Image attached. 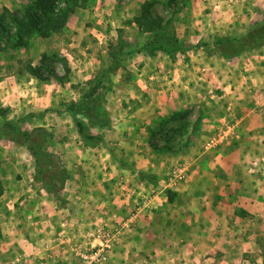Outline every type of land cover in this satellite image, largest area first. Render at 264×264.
<instances>
[{"label":"rangeland","instance_id":"374dc122","mask_svg":"<svg viewBox=\"0 0 264 264\" xmlns=\"http://www.w3.org/2000/svg\"><path fill=\"white\" fill-rule=\"evenodd\" d=\"M34 1L0 0V150L7 159L12 152L19 156L13 158L18 162L16 172H19L15 181L20 184L26 177L24 185L27 189L34 187L56 208L66 206L67 195H74L73 200L79 202L71 205L79 211L89 208L82 193H87L89 186L85 183L92 173L94 182L99 180L101 190H110L111 195L116 196L130 195L129 198L136 200L132 211H129L130 204L126 206L127 210L123 209L122 215L115 214L119 222L128 220L138 208L142 209L129 229L116 231L118 224L113 215L112 224L99 225L94 236L84 233L87 244L78 256L80 264H89V260L83 258L84 254L91 255L98 250H104L107 259L93 264H155L158 259L162 264H173L171 259L177 256H182L183 259L177 261L183 264H264V211L252 215L243 206H231L232 200L221 206V198L226 199L230 193L240 196L241 191H255L264 210V152L253 153L247 147L248 150L238 153L241 162L247 163L244 169L223 170L221 146L234 144L240 137L222 132L221 121H217L221 117V101L217 102L221 99V86L218 87L221 61L230 59L228 55L240 49L250 50L258 46L264 41V35L255 37L254 33L251 36L242 33L245 38L239 41L222 42L221 9L216 8L212 0L200 14L192 7V0H53L52 6L57 9L64 8L68 2L72 4L67 26L49 38L34 35L28 39L24 37L22 44L17 43L21 35L17 33L14 19L19 18ZM147 6L148 20L141 22ZM7 35L12 38L8 44ZM155 37L159 45L177 51H145L144 46L151 48L154 45L151 41ZM44 56H47L45 61ZM43 64L47 66L41 69L43 76L50 78L46 83L35 73V69ZM169 64L183 68L184 74L190 72L187 78L194 86L190 92L182 90L192 103L178 113L170 112L169 101L162 105L163 113L157 108L158 99L155 98L160 91L170 98L168 85L176 76L170 68L165 69ZM158 68L165 71L159 74ZM201 75L207 79L201 80ZM162 78L164 88L158 89L161 83L157 80ZM72 80L77 83L69 87V95L64 94L66 89L56 85ZM53 84L55 88L51 87ZM71 91L76 94V99ZM43 96L52 97L50 105L42 103ZM205 101L210 103L209 112L202 106ZM257 105L263 106L261 103ZM159 112L166 115L159 116ZM86 113L98 116L95 124ZM185 113L187 116L182 117ZM127 114L134 117L149 114L151 117L148 121L138 118L128 124ZM174 116H181V120L176 124L177 129L172 131ZM75 120L84 122L88 133L108 135L112 145L109 142L108 145L102 144V155L106 154L105 149L113 150L112 158L120 164L119 168L108 164L87 170H80L79 166L75 168V165L69 167L77 158L74 147L67 145L66 141L76 142L78 150L86 142ZM207 120H211L209 122L216 128L206 131V136H196V131ZM143 129L145 141L134 135ZM141 141L146 142L147 150L139 145ZM88 142L90 145L101 143L96 140ZM239 142L241 140L234 149L239 148ZM31 147L40 154L38 159ZM231 159L235 160V157ZM21 165L27 169H23L27 174L20 173ZM174 172L181 173V177ZM234 174L241 178V182L231 179ZM81 176H85V183L78 181L83 178ZM6 181L0 171V197L9 189ZM182 184L188 189L182 193L175 191ZM15 187L16 193L22 194L15 197L14 209L21 210L31 188L28 192L26 188ZM161 195L171 201L155 207L151 197ZM28 200L25 210L34 214L36 199ZM145 200L148 202L141 205ZM225 208L234 210L237 216L231 218L232 230L221 234L207 231L203 235L200 227L212 225L208 218L213 220ZM145 212L150 213L151 218L142 223L144 229L140 232L139 221ZM28 220L19 219L16 230L23 229L24 234H30L26 228L37 226H32ZM13 226L10 220L0 226V243L9 245L8 237L14 236ZM34 237L27 238V242L25 236L18 235L15 246L19 249L14 247L5 251L0 246V264H25L29 260L34 261L32 264H40L35 250L40 246L42 251V241L46 242L47 238L42 237V233H35ZM123 239L127 248L116 254L115 247ZM101 240H110L111 247H101ZM35 241L39 244L33 247L31 244ZM26 243L32 246V251H22ZM187 243L194 244L192 252L183 249ZM24 250L31 257L25 256Z\"/></svg>","mask_w":264,"mask_h":264},{"label":"crops","instance_id":"0c3cea01","mask_svg":"<svg viewBox=\"0 0 264 264\" xmlns=\"http://www.w3.org/2000/svg\"><path fill=\"white\" fill-rule=\"evenodd\" d=\"M210 1L211 0H192L191 5L193 8L199 10L200 14L202 10L208 7ZM211 3H214L216 8L221 9L220 23L222 42H228L230 40L234 42L239 41L240 39L245 38V35H242V33H247L248 35L250 34L249 36L254 33L255 37H261V35H264V0H212ZM189 55L191 56V54ZM228 56L230 59L221 61V80H219L218 86H221V99H218V101L216 100L218 103H220L219 101H221V117L219 116L217 121H221L219 125L221 126L222 132L231 133V136L236 135V137H240L238 141L241 140V142H239L240 145L238 149L233 148L238 141L234 144H227L224 147L221 146L220 162L221 168L223 170L226 169L239 171L240 168L244 169L247 166V163H245L244 161L241 162L239 156L241 151L248 150L249 148V151L253 153L264 152V41L258 44V46L254 47L253 49H240L238 52H233ZM192 62L193 59H191V63ZM176 66L177 65L169 64V66L165 67V69L170 68V71L176 76L174 82H171V84L168 85V89H170V98L167 97V95L162 91L158 93L159 95H155V98L158 99L157 108L161 109L163 113L164 109L162 105L167 104V102L165 103V101H169L170 103V112L176 111V113L180 112L183 109H187L188 106H190L192 103V101H189L188 98L182 94V90L184 92L186 90L190 92L192 91L190 89L194 88L192 82H190L191 79L187 78V75L191 73L187 70L188 73L184 74L185 71L180 67L181 65L179 66L180 68ZM158 67L162 68L161 64ZM160 68L156 70L159 74L165 71L160 70ZM204 79L207 78H205L204 75H201V80ZM162 81L163 78L161 80H157V82L161 83L160 86H157L158 89L164 88ZM75 83L77 82L75 80H72L65 82V84L59 83L56 85L61 89H66L64 94L69 95L67 90H69V87H71L72 85H75ZM56 85L53 84L51 87L55 88ZM72 94L74 95L73 99H76V94L73 92ZM41 100L42 103H45V105H50L52 97L43 96ZM260 103L263 106L257 107V104ZM209 105L210 103H206V101L202 102V106L208 112L210 111ZM163 113L159 112L157 115L165 116L166 114ZM127 116H125V119L128 120V124L133 121L135 122V120H137L138 118L144 120L147 119L148 121L151 117L149 114H139L136 117L127 114ZM209 121L211 120H207L203 123V125H201L202 128L196 131V136H206V131L210 132L216 128L215 124H211V122ZM66 122H69V120H66ZM177 123L178 121L175 122V124H172V127H175L171 128L172 131H175L177 129ZM73 132L75 134H78L77 130H74ZM105 132L107 133V131ZM130 133H132V131ZM88 134L90 136L96 137L97 141L101 143L94 144L93 142L92 145H90L88 140H85L86 142H84V147L78 150L76 142L72 140L66 141L67 145H72L74 147V149L73 147L72 149L74 150L75 158H77V160L72 163L73 166L71 165L69 167L71 168L75 165V168L79 166L80 170H87L92 169V167L98 169L101 165H104L103 167H106V165L108 164L109 167L111 166L119 168L120 164L115 162V160H113L114 158H112L113 150L105 149L106 154L102 155V153H104V149H102L104 145L102 144L106 143L108 145V135L97 133L91 134L90 132ZM192 134L193 131L191 132V135ZM134 135L138 136L139 138H144L146 132L143 129L139 132V134L134 132ZM207 137H210L209 134H207ZM111 141H113V139ZM144 141H141L139 145H143V149L147 150L148 146ZM234 154H237V156ZM17 157L19 156L14 155V153L12 152V155H10V157L7 159L2 150H0V171L2 172V175L7 178L6 182H8L9 186L7 192H4V195L0 197V226H2L3 223L8 222V220H10L11 222L13 221L14 224V226L11 227L14 236L8 237V239H10V243H8L9 245L6 244L7 242L0 243V246H3V249L5 251L6 249H14V247H19L15 246L16 241H18V235H23L26 239H31L34 237L35 233H42V237H46L47 241H42L43 244L41 245H44L42 251L39 250L40 246H37L35 250L36 255L39 254V256L36 257H38V259L40 260L38 261L40 262V264H80L78 256L83 248L86 249L87 235H89L90 237L94 236V233L96 229L99 228V225H101L102 227L103 225L112 224L113 215H115L116 213H123V209L127 210L126 206H130V204L132 207L129 209V211H132L131 209L134 208L135 204H137L136 200L133 199V197L129 198L131 197L130 195H128V197H124L122 195L116 196L111 195L112 193H110V190L108 192L106 189L101 190L100 185L98 186L97 183L99 180L94 182V177L93 175H91L92 173H90L89 177H91L86 183L84 179L85 176H81L83 178H78V181L85 183L87 187L89 186L85 195L82 191V196H84V198L86 197L85 199H87V201L89 202V208L87 210L81 208L79 209V211L77 210L78 208H74L71 203L75 204L79 202L77 200H73L75 197L74 195H67L68 197L66 198V200L68 201V203L66 201L65 203L67 205L64 203L66 206H58L56 208L55 204H49L45 197L43 198L40 194H38V190L36 191L34 187H28L29 189H27V186L24 185L26 177H24V180L21 181L20 184H17V182L15 181V177L17 173H19L16 172V164H18V162L13 159H17ZM103 157L105 158L102 160ZM231 157H235V160H232ZM23 169L25 170L26 168L22 166V171L20 173L22 175L27 174V172H23ZM88 173L89 172H87V174ZM230 174L231 173H229V175ZM230 177L231 179H235L241 182V178L237 176V174H234ZM109 180H111V177H109ZM118 183L122 185L121 181H118ZM15 186L21 187V189L26 188L25 190H27L28 192L31 188V191L28 193L29 195L27 194L28 198H26V200L29 201L28 199H36L34 214L26 212L25 208L29 204L26 203V200L22 202L21 210L14 209L15 197L20 194L16 193L17 188ZM185 189L187 190L188 188H186V186L182 184L181 187L175 189V191H178V193H182L183 191H185ZM242 192L243 191H241L240 196L230 193L228 194V196H226V199L221 198L223 199L221 206H223L224 204L228 205L226 203L227 200H232L233 204L231 206H243L244 209H246L252 215L258 214L259 210L264 211L263 209H261V204L258 202L261 198H259L258 194L255 193V191H247V193ZM95 195H102V197L100 196L99 198H97ZM147 199L150 200L149 196H147ZM167 200L171 201L169 199H166V197L163 195L151 197V203L154 204L155 207L166 205ZM146 201L147 200L143 201L141 205L145 204ZM80 206L83 207L84 205L81 204ZM231 210L228 211L226 208L224 210L222 209L221 214L218 212L219 214H217V216L213 218V220L209 217L208 219L211 220L210 222H212V225L209 223V225L200 227L203 235H205V232L207 231H211L214 234L228 233V231H231L233 227V220L231 218L232 216L237 217L234 210ZM17 213L19 214V217L17 216ZM8 214L9 216H7ZM150 218L151 215L148 212H145V214L141 215L139 221V223H141V228L138 231L141 232L142 229H144L142 223L148 222ZM19 219L25 221L29 219L28 222L31 223L32 226L37 227L26 228L28 229L26 232L30 231V234H24L23 229L19 231L16 230V225L18 224ZM220 219L221 223L219 224ZM40 223L42 224L40 225ZM108 228L113 229L110 225H108ZM43 233H46L48 235L45 236ZM84 233H87V235H83ZM28 235H30V237ZM82 237L85 239L82 240ZM33 239H35V237ZM26 241L28 242V239ZM37 241H35L31 245L34 247L35 244H39ZM90 244L91 242L89 243V245ZM192 244L193 243H187L185 244V247L183 246L185 252H192ZM31 245H28L26 243V247L21 248L22 251L23 249H25L26 251H32L33 248ZM125 248H127V242L125 239H123L121 242L117 243L115 247V253L117 254L118 251H122ZM25 250V256L31 257ZM1 257L2 256H0V258ZM181 257L182 256L173 257L174 259H171V262L173 264H183L182 262L178 263L177 261L183 259ZM184 258H189V256L184 255ZM33 262L29 260L25 264H32ZM155 264L162 263H160V259H158Z\"/></svg>","mask_w":264,"mask_h":264},{"label":"trees","instance_id":"16d2710c","mask_svg":"<svg viewBox=\"0 0 264 264\" xmlns=\"http://www.w3.org/2000/svg\"><path fill=\"white\" fill-rule=\"evenodd\" d=\"M53 5V0H35L30 6H28L23 13L19 16V18L14 19V23L16 24L17 33L21 35L18 38L17 43H23V41L26 39L24 37L32 38L34 35H38V37L41 38H49L54 34L60 33L65 26H67L68 20H69V14L73 11V6L70 2L64 7V8H55ZM148 6L145 8V14H143V17L141 20H148ZM142 22V21H141ZM7 44L11 41V35H7ZM24 39V40H23ZM154 44L151 48L146 45L144 46V50L147 52H154V51H165L167 53H174L177 51L175 48H169L168 46H161L158 44L157 38H153L151 41ZM47 59V56H44L43 61ZM42 68H47L45 64L41 66L40 68L35 69L36 76L39 80L42 82H48L50 81V78L48 76H43V72L41 71ZM50 74H53L52 70L48 71ZM86 116L91 120L92 123L95 124L97 121V115H93L91 113H86ZM187 113H185L182 117H186ZM181 116H174L173 122L180 121L179 119ZM76 125L78 127V130L80 134L86 139L97 141V138L94 136H90L87 131V125L80 121L75 120ZM32 151L34 155L37 157L40 156V154L32 148ZM38 159V158H37ZM2 190H0V196L2 195ZM170 199H173L170 197Z\"/></svg>","mask_w":264,"mask_h":264},{"label":"built area","instance_id":"2783aa9c","mask_svg":"<svg viewBox=\"0 0 264 264\" xmlns=\"http://www.w3.org/2000/svg\"><path fill=\"white\" fill-rule=\"evenodd\" d=\"M174 173L177 174V172H174ZM177 177L180 178L181 177V173L180 174H177ZM140 210H142V209L141 208H138L136 212H133L131 214V216H130V218L128 220L122 221V222H119L118 221V217L116 215H114L113 216L114 217V222H117V224H118V226H116L117 229H115V230L118 231V232H120V231H122L124 229L131 228V226L133 225V223L137 219V216L139 215ZM114 236L115 235H113V237ZM101 241H102V245H103L101 247H104L105 246V248H107V249L111 247V244L109 243V242H111L110 240H108V241L101 240ZM103 251L98 250L97 252H95V253H93L91 255L84 254L83 258L85 260H89V264H93L95 262L97 263V261L98 262H100V261H106L107 257L105 256V254H103Z\"/></svg>","mask_w":264,"mask_h":264}]
</instances>
